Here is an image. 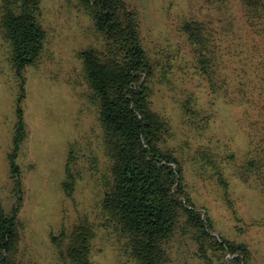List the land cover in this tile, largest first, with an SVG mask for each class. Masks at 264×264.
Returning a JSON list of instances; mask_svg holds the SVG:
<instances>
[{
  "label": "trees",
  "instance_id": "trees-1",
  "mask_svg": "<svg viewBox=\"0 0 264 264\" xmlns=\"http://www.w3.org/2000/svg\"><path fill=\"white\" fill-rule=\"evenodd\" d=\"M42 0H3L0 31L9 46L13 72L14 121L6 154L10 204L0 198V264L25 261L20 249L18 212L23 203L21 169L16 161L27 135L23 102L26 69L41 57L46 29ZM240 11L214 17H189L180 25L197 73L209 92L224 102L246 105L264 120V0H237ZM100 39L78 51L88 98L96 105L103 152L109 159L101 209L124 238L135 264H170L172 253L188 243L203 264H253L245 242L212 233L184 188L182 160L166 144L169 123L151 105L154 68L139 29L137 10L127 0H79ZM188 100V120L206 128L215 113ZM196 121H195V120ZM264 133V132H263ZM264 138V137H263ZM250 143L242 156L231 147L200 148L199 155L220 177L228 194L230 174L264 196V139ZM62 190L74 191L75 151L71 144ZM223 162L227 167H223ZM95 229L87 218L51 233L58 264H94Z\"/></svg>",
  "mask_w": 264,
  "mask_h": 264
},
{
  "label": "rangeland",
  "instance_id": "rangeland-1",
  "mask_svg": "<svg viewBox=\"0 0 264 264\" xmlns=\"http://www.w3.org/2000/svg\"><path fill=\"white\" fill-rule=\"evenodd\" d=\"M0 0V8L2 5ZM138 12L140 34L154 68L151 105L169 123L166 144L182 160L184 188L212 221V233L249 245L253 264H264V196L225 170L228 194L220 177L198 153L231 147L242 156L264 137V120L246 105L224 102L209 92L194 67L180 25L189 17L204 19L240 11L237 0H127ZM46 39L38 61L26 69L23 102L27 135L16 158L21 169L23 203L18 212L20 249L25 261L58 264L50 235L87 218L95 229L94 264H135L124 238L100 206L108 179L96 105L88 98L78 51L99 44L92 22L79 0H42ZM9 46L0 31V198L10 204L6 154L14 121L13 72ZM213 111L206 128L188 120V100ZM195 120V119H194ZM196 121V120H195ZM264 139V138H263ZM75 151L74 191L66 195L61 181L70 145ZM222 166L227 167L223 162ZM170 264H203L184 244Z\"/></svg>",
  "mask_w": 264,
  "mask_h": 264
}]
</instances>
